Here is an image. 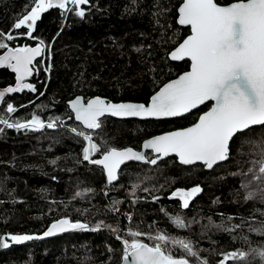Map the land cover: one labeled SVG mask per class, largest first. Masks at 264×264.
<instances>
[{
    "label": "trees",
    "instance_id": "obj_1",
    "mask_svg": "<svg viewBox=\"0 0 264 264\" xmlns=\"http://www.w3.org/2000/svg\"><path fill=\"white\" fill-rule=\"evenodd\" d=\"M231 2L217 0L221 5ZM181 3L182 0H90L89 6H83V18L74 13L64 16L62 10L53 8L42 14L33 33L36 39H31L23 35L24 28L15 30L13 24L30 10L32 0H0V30L15 37L12 41L0 37V41L9 47H22L43 40L51 54L48 73L43 71L41 59L35 64L31 83L36 92L26 90L7 97L2 116L7 103H12L17 107L14 121L29 120L32 114L45 125L56 117L63 121H57V127L51 129L17 131L5 127L0 133V235H42L52 222L65 217L87 223L89 228L101 222L119 228L118 233L108 227L96 232L73 230L12 245L0 249V264H120L123 245L116 235L131 240L129 228L153 235L164 232L191 241L208 264H218L232 251L264 248V236L248 230L249 224L260 227V221H264V201L259 197L246 201L248 190L241 187L251 179L249 168L258 172L253 163L259 158L254 145L264 140V127L256 126L254 133L232 144L229 160L213 169L201 164L181 165L175 156L157 165L129 162L122 166L108 192L102 168L83 160L87 142L69 131L72 127L82 129L68 106L72 98L82 95L87 101L103 96L116 102L147 103L163 84L188 70L189 60L172 61L168 57L190 33L189 27L177 23ZM3 51L0 49V54ZM13 81V73L0 68V86ZM209 108L210 103H206L184 116L169 119L106 116L102 129L90 134L102 146L139 150L146 138L192 125ZM99 156L94 154L93 159ZM133 185L138 187L134 189ZM197 185L202 191L190 200L187 209L181 207L178 197H171L176 189L188 190ZM258 186L264 185L256 181L250 188L256 190ZM77 192L81 195L76 196ZM116 201L120 203L114 204ZM177 215L184 219L185 228L172 223L170 218ZM237 224L242 227L231 233L223 230ZM140 239L153 243L146 236ZM174 254L185 255L178 248ZM189 259L198 264L195 258ZM227 264L264 262L249 257L244 262Z\"/></svg>",
    "mask_w": 264,
    "mask_h": 264
},
{
    "label": "snow or ice",
    "instance_id": "obj_2",
    "mask_svg": "<svg viewBox=\"0 0 264 264\" xmlns=\"http://www.w3.org/2000/svg\"><path fill=\"white\" fill-rule=\"evenodd\" d=\"M89 5L90 0H32L30 10L16 19L13 28H24L26 31L23 35L36 39L33 33L37 22L49 9H60L64 16L74 13L83 18L86 14L83 6ZM177 11V23L189 27L191 34L168 53V57L172 61L188 59L189 71L161 87L151 97L148 105L112 103L99 96L87 101L76 97L69 102L75 121L82 125V129L72 127L69 131L87 142L82 150L83 160L100 166L109 185L118 179L121 166L131 161L157 165L159 161L175 155L181 165H195L199 162L203 167L213 169L220 162L229 160L232 144L254 133L256 126L264 127V0H233L226 5L217 3V0H182ZM0 37L7 41L15 38L10 32L5 33L2 30ZM45 48L43 40H39L35 47H9L8 43L0 41V49L6 50L0 55V68L11 69L16 78L14 87L0 90V103L5 101L6 94L9 93L24 90L36 92L35 85L26 80L33 75L34 61L44 54ZM45 71H50V66ZM209 101L213 102L211 108L201 114L197 122L190 127L144 141L142 148L150 150L151 157L146 151L134 150L132 147L118 149L114 146H102L94 142L93 135L90 134L102 129L103 118L106 116L157 119L180 117ZM6 111L15 113L17 108L12 103H7ZM57 121L63 123L60 117H56L45 125L36 114H32L31 119L23 122H10L6 115L0 116V125L4 126L0 127V133L5 127L17 131H39L45 127L51 129L57 127ZM84 129L90 131L86 132ZM248 142L250 141H245ZM254 147L258 149L259 155V158L253 161L254 165L258 166V172L249 168L251 179L241 187L248 190L246 201L257 197L264 201V186H258L256 190L250 188L256 181L264 185V140ZM97 153L100 154L99 158L93 159V155ZM52 163L55 164L56 161L53 160ZM237 174L243 173H234ZM136 187L138 185H133L134 189ZM201 191L199 185L189 190L176 189L171 193V197H178L182 201L181 207L187 209L190 200ZM80 195L81 193H76V196ZM158 199L159 197H154V200ZM118 203L120 202H114ZM113 210L119 211L118 208ZM127 219L131 221V215H128ZM170 219L177 228L183 229L187 226L179 215ZM101 227H108L113 233L119 232V228L104 225L103 222L89 228L87 223L73 222L65 217L54 221L42 235H0V249L73 230L96 232ZM241 227L242 225L237 224L223 230L231 233ZM248 230L264 236V221H260V227L249 224ZM128 235L132 237L131 240L116 235V239L123 245L124 264H192L189 257L195 258L198 264H208L207 259L201 258L199 251L194 250L192 242L183 238L172 237L159 231L153 235L151 232L144 233L131 228L128 229ZM144 236L153 243L149 244L140 239ZM243 239L248 241L246 236ZM177 248L185 255L176 256L174 249ZM249 257H258L264 262V248H252L249 252H229L218 264H227L228 261L244 262Z\"/></svg>",
    "mask_w": 264,
    "mask_h": 264
},
{
    "label": "water",
    "instance_id": "obj_3",
    "mask_svg": "<svg viewBox=\"0 0 264 264\" xmlns=\"http://www.w3.org/2000/svg\"><path fill=\"white\" fill-rule=\"evenodd\" d=\"M180 6V5H179ZM177 13H178V11H177ZM177 19H178V15H177ZM185 27H187V26H185ZM191 34V30H190V33L188 34V35H190ZM187 35V36H188ZM186 36V37H187ZM185 37V38H186ZM182 42V41H181ZM30 46V45H29ZM36 45H34V46H31V47H35ZM178 46V45H177ZM173 50V49H172ZM171 50V51H172ZM6 51V50H5ZM170 51V52H171ZM169 52V53H170ZM4 53V51L0 54V55H2ZM43 56V55H42ZM41 56V57H42ZM41 57H38L37 58V60L38 59H40ZM188 60V59H187ZM36 61H34V63H35ZM190 62V61H189ZM10 71H11V69H9ZM190 70V65H189V68H188V70H186V71H184V72H182L181 74H179L177 77H175V78H173V79H171V80H169L168 82H170V81H172V80H175V79H177L180 75H182L183 73H185V72H187V71H189ZM12 72V71H11ZM13 73V72H12ZM14 75H15V73H13ZM33 75H34V73H33ZM33 75L31 76V77H28L27 78V80H26V82H28L29 83V81L32 79V77H33ZM168 82H166L165 84H167ZM15 84H16V82L14 83V84H10V85H7V86H0V90H2V89H4V88H6V87H14L15 86ZM165 84H163L161 87H163ZM160 87V88H161ZM160 88L156 91V92H158L159 90H160ZM23 92V91H22ZM155 92V93H156ZM19 93H21V92H19ZM155 93H153L152 95H151V97L155 94ZM15 93H9V94H6V97L7 96H12V95H14ZM5 97V98H6ZM76 97H82V98H84L82 95H78V96H76ZM76 97H74V98H72L71 100H73V99H75ZM95 97H97V96H93V97H91V98H89V99H93V98H95ZM99 97H101V98H103V99H105L106 101H108V102H112V103H138V104H145V105H148L149 103H150V99H151V97L149 98V101L147 102V103H144V102H134V101H111V100H108L106 97H103V96H99ZM71 100H69L68 101V106H69V102L71 101ZM85 100V99H84ZM86 101V100H85ZM210 102V101H209ZM1 104L2 103H0V106H1ZM212 104H213V102H212ZM212 104H211V106H212ZM202 106V105H201ZM211 106H210V108H211ZM200 107V106H199ZM198 107V108H199ZM70 108V107H69ZM209 108V109H210ZM197 109V108H196ZM196 109H194V110H196ZM208 109V110H209ZM71 110V109H70ZM193 110V111H194ZM208 110H206V111H208ZM205 111V112H206ZM204 113V112H203ZM202 113V114H203ZM186 114H188V113H186ZM186 114H184V115H186ZM183 115V116H184ZM111 117V116H110ZM181 117V116H180ZM114 118H116V119H140V120H146V119H157V118H140V117H126V118H120V117H114ZM171 118H176V117H171ZM159 119H169V118H159ZM198 120V119H197ZM77 122V121H76ZM197 122V121H196ZM194 124V123H193ZM191 125H189V126H186V127H184V128H187V127H190ZM184 128H178V129H174V130H171V131H167V132H164V133H160V134H157V135H154V136H151V137H149V138H146L144 141H146V140H148V139H150V138H152V137H155V136H159V135H162V134H165V133H168V132H172V131H177V130H181V129H184ZM143 141V142H144ZM143 142H142V144H143ZM142 144H141V148H140V150L139 151H146V153L147 152H151L150 150H144L143 148H142ZM134 150H138V149H136V148H134V147H132ZM122 149H124V148H122ZM94 156V155H93ZM172 156H175V155H172ZM169 157H171V156H169ZM93 158V157H92ZM168 158V157H167ZM177 158V157H176ZM166 159V158H165ZM177 160H178V158H177ZM131 162H135V161H131ZM225 162V161H224ZM127 163H129V162H126L125 164H127ZM138 163H144V162H138ZM220 163H222V162H220ZM219 163V164H220ZM197 164H200L199 162L197 163ZM123 166V165H122ZM122 166H121V168H122ZM100 167V166H99ZM207 169V168H206ZM119 171L120 170H118V174H119ZM105 176H106V174H105ZM107 180V179H106ZM116 181H114L112 184H114ZM111 184V185H112ZM111 185H109L108 183H107V187H108V189H109V187L111 186ZM109 190H107V192H108ZM61 219V218H60ZM56 221V220H55ZM53 223V222H52ZM51 223V224H52ZM50 224V225H51ZM49 225V226H50ZM48 226V227H49ZM48 227H47V229H48ZM46 229V230H47ZM45 230V231H46ZM70 232V231H69ZM65 233H67V232H65ZM65 233H58L57 235H61V234H65ZM56 236V235H55ZM51 237H53V236H51ZM45 238V237H44ZM120 264H124V261H123V259L121 260V263Z\"/></svg>",
    "mask_w": 264,
    "mask_h": 264
},
{
    "label": "rangeland",
    "instance_id": "obj_4",
    "mask_svg": "<svg viewBox=\"0 0 264 264\" xmlns=\"http://www.w3.org/2000/svg\"><path fill=\"white\" fill-rule=\"evenodd\" d=\"M50 55H51V54H50V47L46 46V48H45V52H44V54H43V56H42V58H41V66H42L43 71H45V69H46V68H49V66H50V58H51ZM45 72L48 73L49 71H45ZM6 106H7V105H6ZM14 107H16V106L14 105ZM16 108H17V107H16ZM2 113H3V112L0 113V116H2ZM15 113H16V112H15ZM15 113H7V111H6V107H5V112H4V115H3V116L6 115V117H7V118L10 120V122H11V121H14ZM0 127H4V126L1 125ZM112 187H113V184H112V185L109 187V189H108L107 184H106V186H105L106 191H107V190H110Z\"/></svg>",
    "mask_w": 264,
    "mask_h": 264
},
{
    "label": "flooded vegetation",
    "instance_id": "obj_5",
    "mask_svg": "<svg viewBox=\"0 0 264 264\" xmlns=\"http://www.w3.org/2000/svg\"><path fill=\"white\" fill-rule=\"evenodd\" d=\"M41 58H42V57H41ZM41 58H40V59H41ZM38 60H39V59H38ZM38 60H36V62H37ZM36 62L34 63V65L36 64ZM9 71H10V70H9ZM10 72H11V71H10ZM11 73H12V72H11ZM13 75H14V74H13ZM34 75H35V71H34ZM34 75H33V77H34ZM33 77H32V79H33ZM32 79L29 81V83H31ZM15 82H16V78H15V75H14V81H13L12 83H10V84H14ZM10 84H9V85H10ZM6 86H7V85H6ZM24 91H26V90H24ZM7 97H10V96H7ZM7 97H6V98H7ZM6 98H5V100H6ZM4 102H5V101H4ZM4 102H3V103L1 104V106H0V112H1V109L3 108V106H4ZM207 103H210V106H211V104H212L211 101H210V102H207ZM13 105H14V104H13ZM204 105H205V104H204ZM202 106H203V105H202ZM200 107H201V106H200ZM202 113H203V112H202ZM202 113H201V114H202ZM201 114H200V115H201ZM200 115H199V116H200ZM198 118H199V117H198ZM139 150H140V149H139ZM146 154H147L149 157L152 156V153H151V152H147ZM190 189H191V188H190ZM188 190H189V189H188Z\"/></svg>",
    "mask_w": 264,
    "mask_h": 264
}]
</instances>
